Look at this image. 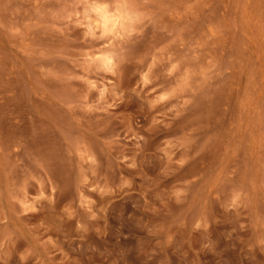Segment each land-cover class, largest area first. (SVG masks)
<instances>
[{"label":"rangeland","instance_id":"1","mask_svg":"<svg viewBox=\"0 0 264 264\" xmlns=\"http://www.w3.org/2000/svg\"><path fill=\"white\" fill-rule=\"evenodd\" d=\"M0 264H264V0H0Z\"/></svg>","mask_w":264,"mask_h":264},{"label":"bare ground","instance_id":"2","mask_svg":"<svg viewBox=\"0 0 264 264\" xmlns=\"http://www.w3.org/2000/svg\"><path fill=\"white\" fill-rule=\"evenodd\" d=\"M108 15V14H107ZM105 17V16H104ZM119 20H120V18H119Z\"/></svg>","mask_w":264,"mask_h":264}]
</instances>
